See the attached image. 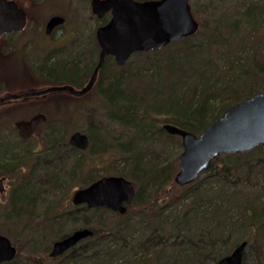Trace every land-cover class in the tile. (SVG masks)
I'll use <instances>...</instances> for the list:
<instances>
[{"label":"trees","instance_id":"trees-1","mask_svg":"<svg viewBox=\"0 0 264 264\" xmlns=\"http://www.w3.org/2000/svg\"><path fill=\"white\" fill-rule=\"evenodd\" d=\"M212 11L220 14L216 22L198 21L193 34L135 52L123 66L105 57L94 85L104 124L90 119L85 149L70 145L67 123L49 115L39 150L0 143V175L18 174L31 162L1 210L10 223L2 234L17 251L0 264H216L243 240L242 264H264V146L219 154L196 180L178 186L173 177L181 149L170 145L178 136L160 123L199 133L229 105L264 90V54L255 48L264 44V0H215L205 10ZM101 19L100 25L108 17ZM88 36L70 62L55 56L38 73L54 84L83 86L99 53ZM105 150L118 152V166L99 174L104 166L81 155ZM78 174L81 181H73ZM109 174L135 186L124 213L74 205L65 193L67 183L77 189ZM66 199L68 209L61 203ZM81 227L93 234L49 256L54 240Z\"/></svg>","mask_w":264,"mask_h":264},{"label":"water","instance_id":"water-1","mask_svg":"<svg viewBox=\"0 0 264 264\" xmlns=\"http://www.w3.org/2000/svg\"><path fill=\"white\" fill-rule=\"evenodd\" d=\"M90 5L97 17L107 12L110 17L95 30L99 53L87 82L79 88L67 83L5 94L0 96V103L51 91H66L81 96L93 87L106 56H113L116 65L123 66L133 53L161 48L193 34L199 26L189 0H91ZM63 22V16H51L45 26L46 32ZM25 25L24 8L16 0H0V35L21 30ZM46 119V114L38 112L29 118L17 120L15 127L19 136L25 139ZM162 127L181 139L182 149L177 157L174 181L179 186L186 185L196 180L217 155L249 152L258 145L264 146V90L229 105L199 133L172 122H165ZM68 141L82 150L88 145V135L80 130L74 131ZM4 180L5 177H0V193L6 189ZM134 195L135 186L130 179L109 174L75 189L71 200L74 205L85 204L89 208L104 206L124 213ZM92 234L93 231L88 227L77 228L54 240L48 254L51 257L59 256ZM246 245V240L241 241L228 254L219 258L216 264H242ZM16 251L10 238L0 233V263L13 259Z\"/></svg>","mask_w":264,"mask_h":264},{"label":"rangeland","instance_id":"rangeland-1","mask_svg":"<svg viewBox=\"0 0 264 264\" xmlns=\"http://www.w3.org/2000/svg\"><path fill=\"white\" fill-rule=\"evenodd\" d=\"M17 3L23 7L27 14V22L24 29L13 35L10 40L7 36L0 37V96L6 93H18L26 90H38L54 84L52 78H47L38 73V66L42 62H50L55 56L64 57L70 62L78 47H83L79 43L80 39L85 40V35L90 40L92 47L95 45L99 50L98 43L95 38V29L100 25L101 18L96 17L91 11L90 0H16ZM235 3L236 0H229ZM215 0H190L191 8L194 17L200 22L207 23L216 22L219 19L218 12L206 14L207 8L213 7ZM53 14H60L64 16L65 23L57 29L56 32L48 35L44 32L47 20ZM107 17V15H105ZM8 42L11 44L8 45ZM85 43V41H84ZM80 44V45H78ZM74 45V46H73ZM255 45V44H253ZM260 48L264 54V44ZM61 61L58 58V62ZM243 63V62H242ZM90 73L85 77L84 82L89 78ZM63 84V83H62ZM96 86V84L94 83ZM93 87L81 96H75L66 91H51L42 95L28 96L17 99H10L0 103V143L6 141L17 148L33 147L37 151L42 147V128L45 122L27 138L19 136L15 127V122L20 119H26L35 113L42 112L49 115L52 120L59 122H66V132L68 140L69 136L74 131H85L89 125L88 122L92 120L93 123L103 122L105 109L99 95L98 88ZM91 119V120H90ZM167 121L162 120L163 125ZM106 124V123H105ZM95 125V124H93ZM65 132V134H66ZM178 136V135H177ZM179 137V136H178ZM175 139L170 145L178 149H182L180 137ZM19 139L25 140L20 141ZM179 139V140H178ZM3 141V142H1ZM177 143L180 146H177ZM109 151V152H108ZM117 151L110 152L105 150L102 152L90 153L84 152L86 162L90 165L96 163L104 166L105 169H100V173H112L113 168H117V164L113 161L119 155ZM114 155V156H113ZM31 165L22 166L17 172L18 174L0 175L5 177L4 183L6 189L0 193V215L3 207L8 205L10 192L14 184L19 180L21 173L25 172ZM177 168V167H176ZM118 170V169H117ZM177 171V170H176ZM83 178L82 174L75 175L72 180L78 182ZM69 180V179H68ZM65 193L71 196L76 189L69 188ZM76 186V187H75ZM179 186V185H178ZM66 188V189H67ZM170 190L174 187L170 186ZM70 201V200H69ZM71 202V201H70ZM64 209L70 208V204L66 200H62ZM5 221L0 216V233H5L8 228ZM9 238L12 241L10 235Z\"/></svg>","mask_w":264,"mask_h":264},{"label":"flooded vegetation","instance_id":"flooded-vegetation-1","mask_svg":"<svg viewBox=\"0 0 264 264\" xmlns=\"http://www.w3.org/2000/svg\"><path fill=\"white\" fill-rule=\"evenodd\" d=\"M90 2H91V0H90ZM53 15H60V14H53ZM52 15V16H53ZM105 15H107V17H108V15H109V13L107 12V13H105L104 14V16ZM104 16H102V17H104ZM64 17V16H63ZM102 17H100V18H102ZM48 21V20H47ZM26 22H27V14H26ZM65 23V18H64V22L62 23V24H60V25H56L55 27H53V29L50 31V32H46V28H44V32L46 33V34H48V35H50V34H52L53 32H56L57 31V29H59V27L61 26V25H63ZM24 28H22L21 30H12V31H9V32H7V33H4V34H1L0 35V37L1 36H3V35H5V36H7L6 38H7V40H10V38L13 36V35H15V34H17L18 32H20V31H22ZM96 30V29H95ZM10 37V38H9ZM9 44H11L10 42H8V45ZM26 91H28V90H26ZM21 92H24V91H21ZM18 93H20V92H18ZM6 94H11V93H6ZM10 100V99H9ZM38 128V127H37Z\"/></svg>","mask_w":264,"mask_h":264},{"label":"bare ground","instance_id":"bare-ground-1","mask_svg":"<svg viewBox=\"0 0 264 264\" xmlns=\"http://www.w3.org/2000/svg\"><path fill=\"white\" fill-rule=\"evenodd\" d=\"M68 140H69V138H68Z\"/></svg>","mask_w":264,"mask_h":264}]
</instances>
